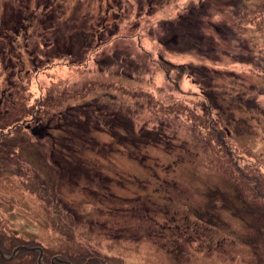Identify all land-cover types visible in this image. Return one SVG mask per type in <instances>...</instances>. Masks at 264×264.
Returning <instances> with one entry per match:
<instances>
[{
  "label": "rangeland",
  "instance_id": "374dc122",
  "mask_svg": "<svg viewBox=\"0 0 264 264\" xmlns=\"http://www.w3.org/2000/svg\"><path fill=\"white\" fill-rule=\"evenodd\" d=\"M0 99V264H264V0H0Z\"/></svg>",
  "mask_w": 264,
  "mask_h": 264
},
{
  "label": "trees",
  "instance_id": "16d2710c",
  "mask_svg": "<svg viewBox=\"0 0 264 264\" xmlns=\"http://www.w3.org/2000/svg\"><path fill=\"white\" fill-rule=\"evenodd\" d=\"M193 14V13H192ZM192 14H190L191 16L190 17H192L193 15ZM182 16H180L179 17V19L181 18ZM185 18V16H183L181 19H184ZM180 19V20H181ZM183 25H185V23L181 20L180 21ZM184 33V31L183 30H179V33H174L173 35V38L170 40V42H164L165 43V47L168 49L169 48V45H173V46H180L181 44L180 43H184V38H182V37H180V34H183ZM194 48L195 47H197V44H191ZM161 61L162 62H164V64H165V67L163 68V71L165 72L164 73V77H165V81H166V83H168L169 85H170V87H171V85H172V87L174 88V90L175 91H178V93L180 92V94H181V92H182V90H181V88H180V86H179V80H182L184 77L185 78H187L188 80L189 79H192L193 80V82L194 83H196L198 86H199V88L201 89V90H199V92H200V94L202 93L203 94V96H204V98H207V101L211 104V101H210V96L207 94V92L204 90V88L203 87H201V82L200 81H198V77H202V73H200V72H198L197 71V68H193V67H184V66H179V65H174V64H172V63H170L169 61H167V60H164V59H161ZM165 69V70H164ZM177 72V75H176V77L174 78V74ZM203 85V84H202ZM172 89V88H171ZM174 91V92H175ZM200 94L199 95H194V96H196V97H198V96H200ZM206 107H208V108H210L211 106H209V104H207L206 103ZM90 108H91V106H85V109L89 112V114H90V116H92L91 115V113H90ZM95 108H98V107H95ZM100 109L99 110H96V112H102L103 111V109L101 108V107H99ZM84 114H85V112L84 113H81V114H79V115H83L84 116ZM101 114V113H100ZM99 117H101V116H99ZM99 124L101 123V122H98ZM133 134V133H132ZM158 137H160L159 135H158ZM157 137V138H158ZM148 139V138H147ZM159 141H160V139H159ZM143 142V141H142ZM135 143V142H134ZM136 143H138V145H139V142H136ZM140 144H142V143H140ZM149 144V143H148ZM143 145V144H142Z\"/></svg>",
  "mask_w": 264,
  "mask_h": 264
},
{
  "label": "flooded vegetation",
  "instance_id": "af4514ba",
  "mask_svg": "<svg viewBox=\"0 0 264 264\" xmlns=\"http://www.w3.org/2000/svg\"><path fill=\"white\" fill-rule=\"evenodd\" d=\"M7 93V92H6ZM3 96H5V94L3 95ZM2 98V97H1ZM2 103H3V99H0V106L2 105ZM6 112H8V111H6ZM4 116L5 115H3L2 117L4 118ZM2 133H5V132H2ZM5 136V135H4ZM3 139V138H2ZM0 143H1V141H0Z\"/></svg>",
  "mask_w": 264,
  "mask_h": 264
},
{
  "label": "bare ground",
  "instance_id": "6f19581e",
  "mask_svg": "<svg viewBox=\"0 0 264 264\" xmlns=\"http://www.w3.org/2000/svg\"><path fill=\"white\" fill-rule=\"evenodd\" d=\"M138 258H139V256H138ZM135 260H136V258H135Z\"/></svg>",
  "mask_w": 264,
  "mask_h": 264
}]
</instances>
